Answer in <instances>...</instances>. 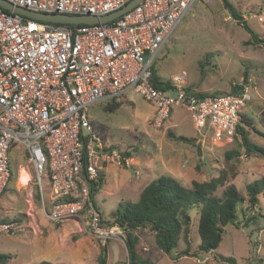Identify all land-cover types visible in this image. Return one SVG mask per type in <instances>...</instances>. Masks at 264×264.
<instances>
[{"label": "built area", "instance_id": "1", "mask_svg": "<svg viewBox=\"0 0 264 264\" xmlns=\"http://www.w3.org/2000/svg\"><path fill=\"white\" fill-rule=\"evenodd\" d=\"M8 1L35 12L99 16L130 0ZM206 1L142 0L110 22L80 24L37 20L0 7V198L11 178V151L20 148L40 195L49 190L44 207L49 222L74 220L100 246L123 241L124 227L102 221L90 186L107 164L140 172L132 154L99 140L88 111L129 91L153 108L155 128L173 109L183 108L201 136L232 141L251 99L246 89L199 96L151 82L157 53L190 7ZM2 218L0 232L20 230L19 222Z\"/></svg>", "mask_w": 264, "mask_h": 264}, {"label": "rangeland", "instance_id": "2", "mask_svg": "<svg viewBox=\"0 0 264 264\" xmlns=\"http://www.w3.org/2000/svg\"><path fill=\"white\" fill-rule=\"evenodd\" d=\"M227 1L261 41L247 43L254 42V39L231 16L223 0H207L190 7L155 56L153 66L161 78L195 92L228 94L233 85H243L251 99L245 104L246 115L240 113V120H251L254 125L260 123L259 119L264 120V111L256 112L261 100L264 102V0ZM117 102L120 105L112 112L106 110L103 103L89 108V118L95 124H92V130L108 144L131 152L140 174L134 175L133 167L114 164L101 168L104 182L92 198L107 219H111L117 210L122 211L126 203L137 201L142 185L159 176L175 177L182 185L190 187L193 180L207 181L224 172V183L215 191V195L221 196L222 190L230 183L244 194L245 184L264 173V158L245 155L239 135L232 141L213 142L196 131L183 108L173 109L168 120L155 128L151 123V107L140 95L129 91ZM244 127L250 134L254 130V127ZM168 131L177 136L184 135L190 141L173 140L167 136ZM253 137L251 135L252 141ZM229 150H239V155L227 163L224 154ZM10 166L12 175L0 198V216L14 214L12 216L22 219L23 226L14 234L0 232V253L11 255L5 264H39L43 261L50 264H97L103 246L98 245L78 222L69 220L52 224L46 219L43 207L33 199L37 186L24 157L11 154ZM22 169L31 175L32 196L31 189L21 185L25 182L17 181ZM259 203L260 207L254 213L245 209L246 216L255 214L246 225L239 214V227L233 224L224 226L221 240L213 252L175 258L176 253L185 247L182 239L170 253H165L146 228L137 230V252L153 264H228L215 259V254L231 257L236 264H264V216L261 214L264 212V196L259 195ZM188 213L196 224L195 210L189 209ZM190 239L191 252H194L200 242L196 225L191 226ZM105 247L106 264H127L122 240H110Z\"/></svg>", "mask_w": 264, "mask_h": 264}, {"label": "trees", "instance_id": "3", "mask_svg": "<svg viewBox=\"0 0 264 264\" xmlns=\"http://www.w3.org/2000/svg\"><path fill=\"white\" fill-rule=\"evenodd\" d=\"M230 14L250 33L251 39H254V42L248 41L247 43L261 41L258 40L255 32L246 24L241 14L235 9L230 11ZM151 71V82L156 88H176L170 81L161 78L153 65ZM184 88L199 96L208 95V93L195 92L188 87ZM243 89L244 86L241 84L233 85L229 93H240ZM119 105L120 102L113 98L105 104V109L112 112ZM92 124L95 125L91 120ZM244 125L253 128L251 120L245 119L243 122L240 120L235 137L239 135L240 146L243 148L245 155L264 158V147L250 140L249 132ZM260 134L264 137V132ZM167 136L176 141H190V138L184 135L177 136L171 131L167 132ZM122 153L126 156L132 154L129 151H123ZM238 155L239 150H229L224 154L227 163L234 161V158H238ZM225 178L226 174L222 172L217 177H212L207 181L199 182L193 180L191 186L186 187L174 178L159 176L141 189L137 201L126 203L123 210H117L111 219L102 216L104 223H117L124 227L123 242L127 252V264H153L149 259L141 257L137 252V243L139 241L137 230L140 228L148 229L153 234L158 248L165 253H170L172 248L176 247L182 239L185 247L176 253L175 258H178L180 256H195L197 253L215 251L221 240L224 226L233 224L235 227H239V214L244 218V225L247 224V220L253 219L255 217V214H253L254 210H257L260 205L259 195L264 196V174L246 183L244 194L239 193L236 186L230 183L222 190L221 196L215 195L217 186L222 185ZM103 182L104 174L99 169L97 182H93L90 186L91 198L93 193L102 186ZM34 199L39 202L38 188L37 192L34 193ZM189 209L195 210L197 215L196 224L192 222V217L188 213ZM245 209L252 210V216H246L244 213ZM261 214L264 216V212H261ZM230 218L233 219L232 223H230ZM2 219L5 220V218ZM192 225H196V231L200 239L194 252H191L190 239ZM10 258V254L0 253L1 264H5ZM215 259L225 261L228 264H236L233 258L224 257L220 254H215ZM39 264L50 263L43 261ZM97 264H106L105 246L101 249Z\"/></svg>", "mask_w": 264, "mask_h": 264}, {"label": "water", "instance_id": "4", "mask_svg": "<svg viewBox=\"0 0 264 264\" xmlns=\"http://www.w3.org/2000/svg\"><path fill=\"white\" fill-rule=\"evenodd\" d=\"M141 1L142 0H130L127 4H125L121 8L99 16L91 15V14L71 15L65 13L35 12L21 8L19 6H14L8 0H0V7L7 10L8 12H14L24 17L53 22V23H60V24L107 23L118 18L127 11L131 10ZM223 3L224 6L229 9V11H232L234 9L233 6L227 0H223ZM232 222L233 219L230 218V223Z\"/></svg>", "mask_w": 264, "mask_h": 264}, {"label": "crops", "instance_id": "5", "mask_svg": "<svg viewBox=\"0 0 264 264\" xmlns=\"http://www.w3.org/2000/svg\"><path fill=\"white\" fill-rule=\"evenodd\" d=\"M260 98H262V97H259V99ZM117 101V100H116ZM151 107V106H150ZM244 108H245V106L242 108V110H241V112L242 113H244ZM262 111H264V102L261 100V105H260V107H259V109L256 111L257 113H260V112H262ZM151 118H152V115H153V112H154V110H153V108L151 107ZM240 112V113H241ZM254 113V112H253ZM252 113V114H253ZM245 114V113H244ZM246 115V114H245ZM254 115H258V114H255L254 113ZM250 117H253V116H250ZM259 121H260V123H253L254 125H253V127H254V130L251 132V134L249 133L248 135H249V138H251V135H254V137L253 138H255V139H253V142L254 143H256V144H258V145H260V146H262V147H264V137L260 134L261 132H264V120L263 119H259ZM246 129V128H245ZM247 130V129H246ZM249 132V131H248ZM95 133V132H94ZM95 135L99 138V140L101 141V142H103V143H105V144H108L107 142H106V140H104V139H102L101 137H99L98 136V134L97 133H95ZM251 140V139H250ZM252 141V140H251ZM109 145H111V144H109ZM111 147H114V146H112L111 145ZM114 148H117V147H114ZM117 149H119V148H117ZM120 150V149H119ZM21 154L23 157H24V153H23V151L21 152V149L20 148H13L12 149V151H11V154ZM10 154V155H11ZM253 155H251L250 157H252ZM259 163H260V161H258ZM263 166V165H262ZM104 167H106V165L104 166ZM263 169H264V167H263ZM102 170V169H101ZM102 172H103V170H102ZM139 172H140V169H139ZM19 174H20V172H19ZM140 174V173H139ZM138 174V175H139ZM264 173L263 172H261V175H260V177L263 175ZM27 175H28V180L24 183V184H21V185H25L26 186V189L27 190H29V189H31V191H30V195L32 196V188L29 186L30 184H29V181H31V175L29 174V173H27ZM19 176V175H18ZM172 178H174V179H176L175 177H172ZM177 180V179H176ZM17 181H18V177H17ZM178 181V180H177ZM180 184H181V182H179ZM147 184V183H146ZM146 184H144V185H142V187L140 188V191H141V189L146 185ZM187 187V186H186ZM6 188H8V186L6 187ZM6 190V189H5ZM139 191V192H140ZM38 194H39V204L43 207V211H44V207H45V204H48V195H49V190L47 189V188H45V190L43 191V195L41 196L40 195V193H39V191H38ZM33 199H34V194H33ZM20 213H23V212H20ZM10 214H4V215H2V217L3 218H5V220H8V219H12V220H16L17 222H19V224H20V226H23V222H21L22 221V219L21 220H19V218L17 219L16 217H18V216H12V215H14V214H11L10 216H9ZM45 215V214H44ZM105 218V217H104ZM153 235V234H152ZM154 238V237H153Z\"/></svg>", "mask_w": 264, "mask_h": 264}, {"label": "bare ground", "instance_id": "6", "mask_svg": "<svg viewBox=\"0 0 264 264\" xmlns=\"http://www.w3.org/2000/svg\"><path fill=\"white\" fill-rule=\"evenodd\" d=\"M19 182H26L28 180V175L24 169L20 171V174L18 176Z\"/></svg>", "mask_w": 264, "mask_h": 264}]
</instances>
